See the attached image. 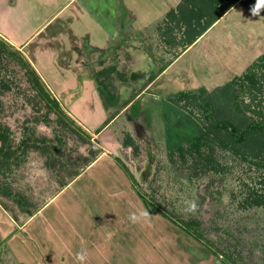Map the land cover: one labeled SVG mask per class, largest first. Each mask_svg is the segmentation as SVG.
Listing matches in <instances>:
<instances>
[{
  "label": "rangeland",
  "instance_id": "obj_1",
  "mask_svg": "<svg viewBox=\"0 0 264 264\" xmlns=\"http://www.w3.org/2000/svg\"><path fill=\"white\" fill-rule=\"evenodd\" d=\"M93 1L97 4L99 0ZM136 1L138 12L144 8L143 14L139 15L146 13L149 16L145 17H150V20L158 17L156 11L168 10L167 1ZM7 2L1 4L0 1V38L6 42L10 40L14 48L29 41L27 48L34 50L36 46L40 47V52L37 53L42 59V65L47 68L45 71L35 65V57L30 56L27 50L22 52L33 70L36 66L40 72L42 78L39 77L44 80H41L42 85L50 97L52 98V92L58 96L55 97L56 101L64 110L77 108L78 105L82 107V103H86L90 108L87 121L91 117L97 118L100 111L107 117L115 114H108L101 101V95L111 100V95L115 92L109 86V79L95 85L93 95L87 96L92 100L65 99L59 94L61 90L51 85L58 75L66 78L68 69L89 68L69 52L67 55H60L58 49H50V46L48 49H41L47 37L56 36L55 31H58L61 21L73 16L76 4L80 1L21 0L23 4L16 7ZM217 5V0H186L180 9V16L174 17V13L170 15L172 35H180H174L173 38H178L175 41L180 45L171 48L169 51L172 52L162 57V61L157 62L156 69L154 67V72L149 74L155 77L161 68L174 63L170 75L154 84L150 92L151 95L166 97V100H160L163 105L160 107V103L157 107L146 94L147 97L129 112L137 115L141 108L145 109L149 117H146V121H137L147 126L145 132L138 125L133 128L132 124L120 121L117 127L107 131L105 140L95 136L88 140L82 134L84 132L74 131L68 121L45 106L26 69L14 57H1V126L8 130L16 147L31 137L52 150L49 157L33 149L22 152L17 164L12 167L13 172H10L11 176L7 181L33 204L30 211H46L37 224L40 228L29 222V226L26 225L21 231L17 230L15 245H11V240L2 242L0 235V264H57L55 261L58 258L54 257L50 248L53 238L48 232L49 227L56 226L54 230H57L62 225L73 230L75 245L77 244L76 248L69 250L70 254L58 247L60 252H68L70 259L67 264H80L76 260V254L82 250L87 252L83 264H264L262 138H251L250 142L239 145L237 154L223 147L216 149L220 164L226 172L222 176L203 172L201 178H195L193 183L188 181L192 172L174 170L175 167L169 163L167 156L170 150L193 137L200 129L199 120L196 121L170 102L171 98L182 91H199L204 88L208 94H212L217 88L235 81V88H240V106L246 111L264 110V69L257 65L258 59L264 54V16H252L249 9L238 3L235 10L227 11V15L220 18L218 24L211 27L194 46H185L182 42L186 25L175 26L181 22L182 17L187 23L186 16L192 11L193 15L203 13L205 17L202 24H197L196 30L202 31L218 12ZM157 6L159 8L156 10ZM198 15L193 18L194 23L197 22ZM50 20L51 23L38 33L41 26ZM67 25L69 30L80 31L79 26ZM154 26L152 27L155 28ZM66 38L64 37V42ZM170 43H173V39ZM86 61L88 62L87 58ZM59 69L62 73L58 72ZM247 75L256 77L258 85L253 87L246 79H242ZM4 82L7 84L4 85ZM129 82L134 86L137 84L133 80ZM145 85L143 81L138 83V90ZM117 109L116 106L112 111L117 112ZM227 112L232 115V119L237 115L230 109ZM237 118L247 123L244 116ZM93 123L97 122L93 119L91 124ZM95 132L97 131H92ZM42 139H45V143L40 141ZM100 141H106L112 146L110 157L87 169L64 196L56 199L57 192L62 189V180H72L76 172L81 173L87 167L88 161L100 156V152L97 153L95 149V146L99 148ZM96 153L97 156H94ZM115 156L135 175L155 212L149 211L143 204L129 173L122 163L116 161ZM54 158L57 162L55 172L47 165ZM212 178H216L213 183ZM192 202L197 205L196 210L186 211L188 204ZM154 203L165 206L170 217L158 214ZM10 204L19 216L15 224L22 225L30 216L20 214L16 205ZM145 211L149 214L147 217L141 216L137 223L131 222V215L139 216ZM0 214L3 223L13 224L1 209ZM7 214L11 216L10 213ZM189 221L202 222L203 233L208 242L200 243L183 228V224ZM1 225L0 232L3 228ZM45 226H49L47 234L42 229ZM44 235L46 238L40 240ZM56 242H53V248Z\"/></svg>",
  "mask_w": 264,
  "mask_h": 264
},
{
  "label": "crops",
  "instance_id": "obj_2",
  "mask_svg": "<svg viewBox=\"0 0 264 264\" xmlns=\"http://www.w3.org/2000/svg\"><path fill=\"white\" fill-rule=\"evenodd\" d=\"M0 1L1 4L4 1H8L9 5L12 7L19 6L20 3L23 4L21 0ZM79 1L80 2H77L76 4L77 9L75 8L76 10L73 14L71 12L73 16L69 19L61 21L58 31H55L56 36L47 37L45 42H43L41 49H44V47H47L48 49V46H50V49H58L60 55H67L69 52L73 55L72 57H78L76 60L83 64L85 63L90 69H68L67 73L69 74L66 78H63V75H58L51 85L55 86L58 90H61V93L59 94L63 96V98L65 97V99L69 97L71 100L76 98H79L80 100H92L87 96H91V94L93 95L94 90H96L95 85H97V83L100 84V82L105 83L106 80L109 79V86L115 92L113 95H111V100L106 98L104 95H101V98H103L101 101L103 102L102 104L104 105V109L108 114H115L112 116L108 115L107 117L100 111V115L97 118L91 117L89 121H87L86 116L89 113L90 108L88 107L89 105L84 102L82 103V107L78 105L77 108H71L70 110H64L63 108V110L71 118V120L75 122L76 126L81 128L82 131L90 137L95 136L105 140L107 131L113 127H117V124L120 121H126L127 124H132L133 128H137L136 125H138L140 126L139 128L145 132V130H147V126L137 122L143 120L146 121V117H149L145 109L141 108L137 115L132 113L131 115L129 112H132V108L140 103L143 98L147 97L146 94H148L150 101L153 102L152 104L157 105V107H159L158 105L160 103V107L163 105V101L160 102V100H166V97L151 95L150 92L151 89H153L154 84L161 82L165 77L170 75L172 65H174V63H169L166 67L161 68L155 77H152L149 74L154 72L153 69L154 67L156 69L157 62L160 63L162 61V57L168 56L172 52L169 50H171L172 46H175L174 40L172 43L174 45L172 46L170 43H167L166 35L172 32V22H170L169 19L172 13H174V17L181 15L180 6L185 4V0H159V2L167 1V8L169 11H156L158 13V17L155 19L152 18L151 20L150 17H145L149 16L146 15V13L142 16L139 15L143 14L144 8L140 9L138 12L136 0H99L97 4H95L93 0ZM152 1L154 3V0ZM236 7L237 6L235 5L230 10L233 11L236 9ZM156 8L158 9L159 6L155 7V9ZM226 15L227 13L222 17ZM51 21L52 20L45 23V25H42L38 33L44 30L51 23ZM72 21H74V23ZM182 21L183 20L181 19V22L178 23L179 26L182 24ZM67 24H70L71 26H79L80 31L76 32L75 29L69 30ZM154 24L156 25L154 26ZM217 24L218 23L216 22L214 25ZM162 26L164 29H162ZM62 29L63 31L61 32ZM173 35L176 37L177 35L180 36L177 33H174ZM64 37H67L65 42L63 41ZM200 39L201 37L198 38V40ZM29 42L22 43L21 46H16L15 48L18 49L22 54H24L22 50H27L30 56L35 57V59H33L35 60V65L40 66V68L44 71L47 70V68L42 65V59L39 58V54L37 53L40 52V47L36 46L34 50L27 48ZM7 43L11 45L12 42L8 40ZM86 58L88 62L86 61ZM143 64H145L147 68L144 67ZM147 64H149V66H147ZM36 66L35 71L38 76L41 77V74H39L40 72ZM58 72L62 73V70L59 69ZM65 79L67 82H65ZM132 80L135 82V84L137 83L135 86L129 84V81ZM142 81L146 85L142 89L138 90V83H141ZM130 89L132 90L128 92ZM50 94L52 95L53 99L58 97L53 92ZM122 95H124V100ZM126 96L129 97L127 98ZM113 106H117L119 110L117 109V112L112 111V108H115ZM80 108H82V110H80ZM128 113L129 116L126 117ZM124 117L126 118L124 119ZM77 118L85 122L80 121ZM93 119L94 122L97 123L91 124ZM92 131L97 132L92 133ZM130 135L133 136L132 134ZM106 141H103L104 144L100 141V144H98V147L101 150L99 154L100 156H98L97 159L89 166L82 169L80 175L77 178H74L70 181L66 180L68 185L57 192V196L55 197L56 199L64 196V193L68 191L75 183H77L80 177L85 174L87 169L95 164H98V162H101L104 158L110 157L112 154V150H110V148H112V146H109ZM114 158L116 159V156ZM0 209L11 218L13 224L17 223V221L9 216L1 206ZM44 211L46 210L42 209L40 211L39 209L35 212L33 217H29L26 222L22 223V225H13L9 222L3 223V218H1L2 214H0V223L4 224L3 226L0 224L3 227L0 232L2 242L11 240V245H15L17 243V239H15L17 230L21 231L24 227H26V225L29 226V222H33L35 226L40 228V225L37 224L40 223V219L45 213ZM48 227H42L45 234L48 232ZM55 227H49L50 232H48V234L52 235L53 238L50 247L52 250L51 252L54 253L55 258H58V261L54 260L55 263L67 264L70 259V251L77 247V244L75 245V235L73 230H70L69 227L64 228L62 225L61 227L58 226L57 230H54ZM41 237L42 238H40V240L43 238L45 239L46 235ZM55 241H57L56 246L53 248V242ZM58 247L61 248L60 250H70L69 254L66 251L60 252ZM54 257H52V259H54ZM70 263L73 264L72 262Z\"/></svg>",
  "mask_w": 264,
  "mask_h": 264
},
{
  "label": "trees",
  "instance_id": "obj_3",
  "mask_svg": "<svg viewBox=\"0 0 264 264\" xmlns=\"http://www.w3.org/2000/svg\"><path fill=\"white\" fill-rule=\"evenodd\" d=\"M217 1L218 12L209 21L210 24L205 26L202 31L196 30L198 28L197 24H202L201 21L203 17H205L203 13L199 14V17L197 14L198 12L193 15L194 12L192 11L190 15L186 16L187 23L182 17L183 21L180 25H186L181 37L182 42L185 43V46L194 45L198 38L202 37L216 22H218L220 18L231 9V7L240 3L251 11V8L255 4V0ZM184 2H186V0ZM207 2L209 3V1ZM183 6L184 4L180 6V9ZM197 8L200 9L199 6ZM196 15H198V18L196 19L197 22L194 23L193 18ZM260 15L264 16V10L260 12ZM193 24L196 26L194 27ZM175 26H178V23ZM172 33L173 31L166 35V38L167 43H170V40L172 39L174 40L175 46H172L174 44L170 43L172 49H174L180 44L178 41H175L176 38H173L174 35H172ZM3 55L14 57L21 64V66L26 69V72L30 77V81L37 91V95L45 102V106L48 109L56 111L61 119L68 121L74 131L79 133L83 132L82 129L77 127L75 122H73L66 112L61 108L58 101H56V99H52L46 92L40 77L36 71L33 70L23 54L0 38V68H3L1 58ZM257 65L264 69V54L258 59ZM242 79H246L253 87L258 85L256 77L252 75H247ZM237 82L239 83V78ZM234 83L235 81H232L226 86L219 87L212 94H208L204 88L200 89L199 91H182L170 100L171 103H173L175 106H178V108L181 110H184L190 115V117H193L196 121L199 120L200 129L195 133V135L167 153L169 163L175 167L174 170H179L183 173H185L187 170L192 172L191 177L188 178L190 183H193L195 178H201L203 172H212L214 176H222L224 172H226V169L220 164V156L216 149L223 147L227 150L231 149L234 154H237L236 149H238L239 145H244L250 142L251 138L256 137H261L262 145H264V110L246 111L245 108L241 107L239 104L240 88H235L236 86ZM1 84H3V82H1ZM5 84L7 83L4 82V85ZM243 84L244 82L241 84V87ZM229 109L230 111L233 110V112L237 114L235 118H230L232 115H229L227 112ZM237 116H244L247 119V123H244V121L237 118ZM82 134L85 135L88 140L91 139L87 134ZM40 141L45 143V139ZM43 145L44 144H41L36 139L29 137L25 141H22L21 145L16 147L11 141L8 130L4 129L0 124V206L7 213H10L11 217L15 221L19 220L18 212L11 206L10 203H14L16 205L20 211V214H28L30 217H33L35 212L30 211L31 207H33V204L24 197L22 192L18 191L19 189H15L11 185L10 181H7L9 179L8 177L11 176L10 172H13L12 167L17 164L22 152L26 153L28 150L33 149L49 157V152H51L52 148L46 145H44V147ZM95 149L97 153L98 151H101L96 146ZM134 149L137 151L136 146ZM53 150L59 154V151H56L54 148ZM97 153L94 156H97ZM96 159L97 157H95L92 161H88L87 166L93 163ZM116 161L118 163H122L126 171L129 173L131 181L133 182L135 188L138 189L140 198L146 208L151 212H155L151 209V201H149L148 197L145 196L144 192L140 188L139 182L137 181L135 175L119 158H116ZM47 165H49V167L55 172L57 167L56 158L52 160V163ZM79 175L80 173L76 172L73 175V179L77 178ZM215 181L216 178H212L211 183ZM67 185L68 182L65 180L61 181L62 188L66 187ZM153 206L156 208L157 212H159L158 214L170 217L171 214H169L165 206L157 205L156 203H154ZM183 228L200 243L208 242V240L205 239L203 233L202 222H185L183 224Z\"/></svg>",
  "mask_w": 264,
  "mask_h": 264
},
{
  "label": "clouds",
  "instance_id": "obj_4",
  "mask_svg": "<svg viewBox=\"0 0 264 264\" xmlns=\"http://www.w3.org/2000/svg\"><path fill=\"white\" fill-rule=\"evenodd\" d=\"M262 10H264V0H255V4L251 8V15L258 16ZM196 208H197V205L194 202H192L188 204L186 211L194 212ZM148 215L149 214L146 211L141 213L139 216L136 214H133L130 216V220L132 223H137L138 220L141 218V216L147 217ZM86 256H87L86 250H82L76 254V260L79 261L80 264H83V262L86 259Z\"/></svg>",
  "mask_w": 264,
  "mask_h": 264
}]
</instances>
